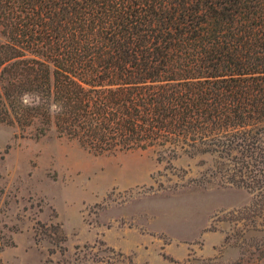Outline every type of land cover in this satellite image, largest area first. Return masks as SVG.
<instances>
[{"label": "trees", "instance_id": "16d2710c", "mask_svg": "<svg viewBox=\"0 0 264 264\" xmlns=\"http://www.w3.org/2000/svg\"><path fill=\"white\" fill-rule=\"evenodd\" d=\"M0 39V122L95 156L210 157L252 196L222 220L238 258L172 263L264 264V0H0Z\"/></svg>", "mask_w": 264, "mask_h": 264}, {"label": "rangeland", "instance_id": "374dc122", "mask_svg": "<svg viewBox=\"0 0 264 264\" xmlns=\"http://www.w3.org/2000/svg\"><path fill=\"white\" fill-rule=\"evenodd\" d=\"M210 166L206 156L160 164L153 150L95 156L55 128L37 138L0 122V264L233 262L222 220L252 196Z\"/></svg>", "mask_w": 264, "mask_h": 264}]
</instances>
